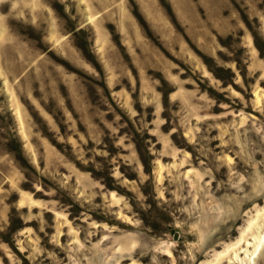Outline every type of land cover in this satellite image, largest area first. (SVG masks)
<instances>
[{"label":"rangeland","instance_id":"374dc122","mask_svg":"<svg viewBox=\"0 0 264 264\" xmlns=\"http://www.w3.org/2000/svg\"><path fill=\"white\" fill-rule=\"evenodd\" d=\"M0 264H264V0H0Z\"/></svg>","mask_w":264,"mask_h":264}]
</instances>
